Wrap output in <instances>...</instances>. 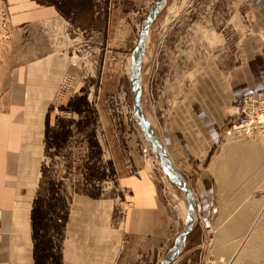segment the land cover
<instances>
[{
  "label": "rangeland",
  "instance_id": "374dc122",
  "mask_svg": "<svg viewBox=\"0 0 264 264\" xmlns=\"http://www.w3.org/2000/svg\"><path fill=\"white\" fill-rule=\"evenodd\" d=\"M112 1L63 0L61 4L63 20L55 33H61L57 42L68 40L69 45L59 49L61 56L70 58L74 72L64 74L57 102L46 106L37 180L25 201L35 264H63L71 228L77 221H87L89 211L97 213L100 224L124 227L129 209H125L128 192L123 177L145 169L157 182L176 229L164 247L150 253L127 252L123 264H157L184 229V193L162 169L133 115L132 53L156 0ZM79 4L89 27L82 28L81 35L75 24L80 10L74 7ZM252 20L238 0H168L151 28L142 64L144 109L157 134L166 138L167 148L197 138L191 109L196 103L189 94L194 71L210 62L227 73L243 65L247 39L241 33H252ZM15 31L8 2L0 0V70H7L0 72V84L11 77L14 66L33 59L16 51L19 43L27 48L31 42H16ZM251 93L261 92L245 95ZM245 95L233 96L225 106V125L224 120L216 122L218 140L209 152L193 153L185 165L173 160L195 194L198 214L185 251L172 264H264V141L228 132ZM13 107L0 104L8 114ZM183 123L189 136L177 132ZM231 162L240 165L244 178L224 192L219 174ZM243 216L248 219L244 228L229 235L224 243L228 248L220 251L221 234Z\"/></svg>",
  "mask_w": 264,
  "mask_h": 264
},
{
  "label": "crops",
  "instance_id": "0c3cea01",
  "mask_svg": "<svg viewBox=\"0 0 264 264\" xmlns=\"http://www.w3.org/2000/svg\"><path fill=\"white\" fill-rule=\"evenodd\" d=\"M62 1L7 0L16 42L25 39L31 42L27 48L19 43L16 51L33 59L14 66L10 70L11 77L0 84V104L9 103L15 107L10 114L0 109V264H35L26 226L29 214L25 201L33 194L37 180L39 151L46 132V106L57 102L64 74L74 72L70 58L60 54V49L69 45L68 40L64 37V41L57 42L61 33H55L56 25L63 20ZM131 1L136 0L112 2ZM238 2L247 10L248 17H253L251 24L254 25L252 33H241L247 39L245 63L228 73L211 62L194 71L193 90L189 94L196 106L192 107L188 101L187 104L195 112L192 126L197 138L189 144L180 146L181 142H175L168 147L178 166L181 160L183 165L191 160L193 153L202 150L207 153L215 145L218 140L216 122L219 125L224 120L225 125V106L231 103L233 96L264 93V0ZM74 8L80 10L75 24L80 27L81 35L82 28H89L85 21L87 15L82 5ZM72 12L73 9L70 14ZM177 123L180 126L179 121ZM179 126L177 132L189 136L185 124L178 130ZM176 135L178 133L171 140L175 141ZM162 139L168 146L166 138ZM193 160L201 159L193 157ZM122 184L128 192L126 201L133 202L125 216V226L111 228L100 224L97 213L89 211L87 221H77L71 228V243L65 248L63 264H123L127 252L135 254L143 249L150 253L164 247L172 237L176 225L168 219L161 192L149 169L138 175L124 176Z\"/></svg>",
  "mask_w": 264,
  "mask_h": 264
},
{
  "label": "water",
  "instance_id": "95a60500",
  "mask_svg": "<svg viewBox=\"0 0 264 264\" xmlns=\"http://www.w3.org/2000/svg\"><path fill=\"white\" fill-rule=\"evenodd\" d=\"M167 2L168 0H156L151 7L149 14L144 20L139 41L132 53L130 68V90L133 101L134 117L137 125L140 127L148 145L153 149L155 157L159 161L164 172L168 175L171 182L184 193L187 206L184 229L168 253L157 262V264H172L180 258L185 251L188 235L194 227V222L198 214L197 199L193 190L171 159L162 138L153 128L143 105V57L151 28L159 14L165 8Z\"/></svg>",
  "mask_w": 264,
  "mask_h": 264
},
{
  "label": "built area",
  "instance_id": "2783aa9c",
  "mask_svg": "<svg viewBox=\"0 0 264 264\" xmlns=\"http://www.w3.org/2000/svg\"><path fill=\"white\" fill-rule=\"evenodd\" d=\"M234 122L228 132L235 136L255 137L264 139V93H251L245 95L237 107ZM130 209L133 202L125 201Z\"/></svg>",
  "mask_w": 264,
  "mask_h": 264
},
{
  "label": "bare ground",
  "instance_id": "6f19581e",
  "mask_svg": "<svg viewBox=\"0 0 264 264\" xmlns=\"http://www.w3.org/2000/svg\"><path fill=\"white\" fill-rule=\"evenodd\" d=\"M148 42V41H147ZM146 47H147V45H146ZM143 61H144V59H143ZM133 115H134V111H133ZM135 118V117H134ZM143 134V133H142ZM240 138H243V137H241L240 136ZM244 138H258L260 141L262 140V141H264V139H261V138H259L258 136H255V137H244ZM164 142V141H163ZM165 144V143H164ZM168 149V148H167ZM235 150V149H234ZM237 150V149H236ZM168 151V150H167ZM170 152V151H169ZM168 152V153H169ZM169 155H170V153H169ZM170 157H171V155H170ZM173 157H171V159H172ZM235 159V158H234ZM173 160V159H172ZM237 160V159H236ZM244 160V159H243ZM256 161V160H255ZM240 162V161H239ZM175 163V162H174ZM233 162H231L230 164H228L227 165V170H225L224 172H222L221 174H219V176H220V187H221V189L224 191V192H226L227 190H228V186L229 185H234V186H236L238 183H239V181L241 180V179H243L244 178V173H243V170L239 167L240 165H237L236 163L235 164H232ZM252 163H254L255 164V162L253 161ZM248 165V164H247ZM246 165V166H247ZM251 165V164H250ZM177 166V165H176ZM254 167H255V165H253ZM249 167V166H248ZM255 169V168H254ZM251 170V169H250ZM227 171V172H226ZM248 172V171H247ZM251 173V172H250ZM235 189V188H234ZM233 189V190H234ZM223 194V193H222ZM245 211V210H244ZM245 213H248V212H245ZM250 218V217H249ZM239 220V219H238ZM247 216H243V218H242V221H239L240 223L238 224V222L237 223H235L236 225H235V227L234 226H231V227H234V228H227L228 230H226L225 232H223L222 234H221V238H220V243H219V245H217V248H219V250L220 251H224L225 249H227L228 247H226V245L224 244L225 243V240H226V238L229 236V235H233L232 233L233 232H236V231H240L241 232V228H244L243 226L245 225V222H247ZM233 225H234V223H233ZM237 233V232H236ZM251 248V247H250ZM258 257H261V256H259L258 255ZM223 259V258H222ZM223 261V260H222ZM253 264H258V262L256 261V262H252Z\"/></svg>",
  "mask_w": 264,
  "mask_h": 264
}]
</instances>
